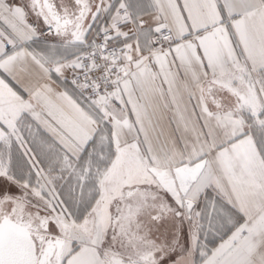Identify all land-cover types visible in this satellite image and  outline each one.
Segmentation results:
<instances>
[{"label":"snow or ice","instance_id":"1","mask_svg":"<svg viewBox=\"0 0 264 264\" xmlns=\"http://www.w3.org/2000/svg\"><path fill=\"white\" fill-rule=\"evenodd\" d=\"M0 264H264V0H0Z\"/></svg>","mask_w":264,"mask_h":264}]
</instances>
